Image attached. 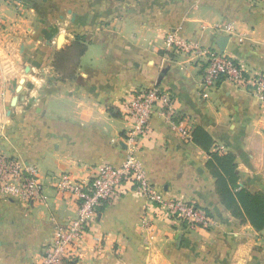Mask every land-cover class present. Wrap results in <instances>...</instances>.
Returning a JSON list of instances; mask_svg holds the SVG:
<instances>
[{"label": "crops", "instance_id": "1", "mask_svg": "<svg viewBox=\"0 0 264 264\" xmlns=\"http://www.w3.org/2000/svg\"><path fill=\"white\" fill-rule=\"evenodd\" d=\"M170 32L264 74V0H0V154L35 166L43 185L31 204L0 197V264L40 262L76 212L54 178L87 180L94 168L121 165L131 149L125 103L156 84L190 137L157 110L136 151L145 176L213 223L189 227L126 182L99 207L74 264H264V229L222 205L208 154L191 140L195 127L205 130L211 151L234 155L239 187L264 193V106L227 81L204 89L203 65L164 47ZM77 38L85 46L77 66L58 70Z\"/></svg>", "mask_w": 264, "mask_h": 264}, {"label": "built area", "instance_id": "2", "mask_svg": "<svg viewBox=\"0 0 264 264\" xmlns=\"http://www.w3.org/2000/svg\"><path fill=\"white\" fill-rule=\"evenodd\" d=\"M259 3L262 0H248ZM164 47L173 52H181L191 60L203 65L202 86L213 88L220 80L245 88L260 98L264 106V74L249 73L230 56L210 47L187 40L176 33H167ZM126 115L132 125L127 131L131 145L119 166L106 164L91 170L89 179H74L65 174L54 178L57 191L76 203L75 216L65 225L56 229L55 237L44 246L38 264H74L80 257V246L90 224L96 220L98 209L114 200L123 183H130L135 190L149 201L166 210L173 219L187 223L189 227L207 228L212 225V217L194 202L164 198L148 182L141 159L136 151L140 138L148 135L150 121L154 113L161 111L178 134L189 140L190 128L186 119H177L174 98L158 84L135 90L125 103ZM43 185L35 166L23 162L15 156L0 154V197L18 199L31 204L43 199Z\"/></svg>", "mask_w": 264, "mask_h": 264}, {"label": "trees", "instance_id": "3", "mask_svg": "<svg viewBox=\"0 0 264 264\" xmlns=\"http://www.w3.org/2000/svg\"><path fill=\"white\" fill-rule=\"evenodd\" d=\"M84 50V44L77 38L69 50L60 53L58 70L65 66V71H73ZM191 140L208 154L206 167L215 179V191L222 205L242 223H249L257 231L264 229V193L239 187L234 155L211 151L214 142L200 127L193 129Z\"/></svg>", "mask_w": 264, "mask_h": 264}, {"label": "water", "instance_id": "4", "mask_svg": "<svg viewBox=\"0 0 264 264\" xmlns=\"http://www.w3.org/2000/svg\"><path fill=\"white\" fill-rule=\"evenodd\" d=\"M62 36L59 37V40H61Z\"/></svg>", "mask_w": 264, "mask_h": 264}]
</instances>
